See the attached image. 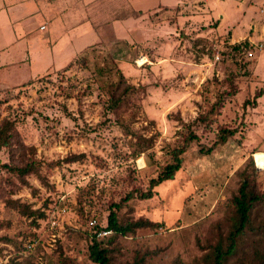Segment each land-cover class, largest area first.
<instances>
[{"label":"rangeland","instance_id":"rangeland-1","mask_svg":"<svg viewBox=\"0 0 264 264\" xmlns=\"http://www.w3.org/2000/svg\"><path fill=\"white\" fill-rule=\"evenodd\" d=\"M131 2L146 12L100 19L101 40L65 67L41 64L25 84L0 88V124L15 127L0 151V264H95L94 238L110 264H213L245 176L264 190L254 156L264 158V0ZM26 18L17 34L43 32L42 16ZM217 94L219 113L206 119ZM223 127L237 132L216 146ZM191 133L181 169L141 198ZM112 210L123 225L151 224L115 234ZM252 219L227 264L260 263L264 204Z\"/></svg>","mask_w":264,"mask_h":264},{"label":"crops","instance_id":"crops-1","mask_svg":"<svg viewBox=\"0 0 264 264\" xmlns=\"http://www.w3.org/2000/svg\"><path fill=\"white\" fill-rule=\"evenodd\" d=\"M117 12L123 15L114 16ZM131 12L133 16L128 17ZM145 12L131 0H0V88L25 84L43 71L42 65L46 69L51 63L61 65L59 69L68 65L86 47L101 40L100 19L112 18L115 24ZM180 13L178 9L177 15L185 12ZM35 14L44 20L40 24L43 32L26 30L18 37L14 27ZM57 25L60 30L55 35ZM90 30L94 33L91 40L87 36ZM34 63H40L35 70Z\"/></svg>","mask_w":264,"mask_h":264},{"label":"trees","instance_id":"trees-1","mask_svg":"<svg viewBox=\"0 0 264 264\" xmlns=\"http://www.w3.org/2000/svg\"><path fill=\"white\" fill-rule=\"evenodd\" d=\"M244 44L248 45V39L244 40ZM238 47V46H237ZM261 94L256 96L259 97ZM216 100L213 102L211 109L207 112L206 119L215 118L220 110V106L224 100V97H221L219 94L216 95ZM121 99H114L112 103V108H116L119 105V101ZM14 124L10 119L4 120L3 124H0V151L4 146H9L13 143L15 139L14 133ZM237 132L235 128L223 127L220 130V134L218 135L215 145H219L225 143L231 135H234ZM198 139V135L195 133H191L189 137V141L183 145V147L176 149L173 154V162L168 163L163 170L159 173L157 177H154L150 181V187L147 191H143L138 193L141 198H151L155 194V187L161 184L162 182L171 179L175 176V174L182 167V154L186 151L187 145L191 140ZM215 145L208 147L207 149L201 148V151L205 153H211ZM31 164V163H30ZM29 163L22 165H12L9 163H4L2 166L15 171L20 175H24L30 171L32 168V164ZM250 177L245 176L238 193L234 196V204L236 207L237 218L233 223V229L228 234L227 241L228 245L226 248L218 247L216 249V253L214 254V263L213 264H227L228 260L232 258L238 251L239 243L241 237L246 230V228L251 225L252 222V210L256 206L260 204H264V190L258 188L257 184L254 183ZM134 196V193H130L126 199ZM115 206L119 208L121 205L116 204ZM109 225L108 228L112 230L115 234H123L126 235L129 231L133 230L138 226H144L147 224H151L150 221L138 220L132 223H128L127 225H123L119 222L117 211L112 210L109 215ZM264 229V226H263ZM262 242V241H259ZM90 257L94 261L95 264H110V256L109 249L107 247L102 246L101 242H99L96 238H94L93 243L90 245ZM255 257L260 260V263L264 264V246L263 243L260 244V247H256L254 250ZM135 264V263H130Z\"/></svg>","mask_w":264,"mask_h":264},{"label":"bare ground","instance_id":"bare-ground-1","mask_svg":"<svg viewBox=\"0 0 264 264\" xmlns=\"http://www.w3.org/2000/svg\"><path fill=\"white\" fill-rule=\"evenodd\" d=\"M257 155L255 154L254 156L256 158L258 167H264V158L262 157L259 158Z\"/></svg>","mask_w":264,"mask_h":264},{"label":"built area","instance_id":"built-area-1","mask_svg":"<svg viewBox=\"0 0 264 264\" xmlns=\"http://www.w3.org/2000/svg\"><path fill=\"white\" fill-rule=\"evenodd\" d=\"M252 54L250 53V56H251ZM255 161H256V158H255ZM256 163H257V161H256ZM91 224H94V222L93 221H91ZM105 232H107V231H105Z\"/></svg>","mask_w":264,"mask_h":264}]
</instances>
